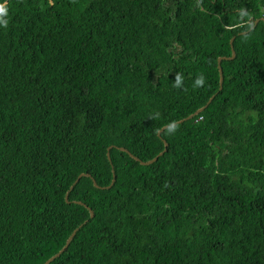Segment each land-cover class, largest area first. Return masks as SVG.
Instances as JSON below:
<instances>
[{
  "label": "trees",
  "instance_id": "16d2710c",
  "mask_svg": "<svg viewBox=\"0 0 264 264\" xmlns=\"http://www.w3.org/2000/svg\"><path fill=\"white\" fill-rule=\"evenodd\" d=\"M0 5V264H264V0Z\"/></svg>",
  "mask_w": 264,
  "mask_h": 264
},
{
  "label": "water",
  "instance_id": "95a60500",
  "mask_svg": "<svg viewBox=\"0 0 264 264\" xmlns=\"http://www.w3.org/2000/svg\"><path fill=\"white\" fill-rule=\"evenodd\" d=\"M258 22H259V20H255V21L253 22L252 27H250V30H252ZM245 33H246V32H244V33H242V34H245ZM232 43H233V39H231V56H230L229 58L221 57V58H218V60H217V63H218V72H219V89H221V87H222V83H223V75H222V69H221V67H220V63H221L222 60H232V59H234V57H235V51H234V48H233ZM213 97H214V96H213ZM213 97H211V98L208 100L207 104H206L204 107L200 108V109L197 110L194 114L188 116L187 118L178 121L176 124H179V123H181V122H183V121H185V120H189V119H191L194 115H196V114L202 112V111L207 107V105L212 101ZM166 128H167V127L165 126V127H163L160 131H158V136H159V137H160V135H161V132H162L163 130H165ZM162 142H163V144H164V149H163V151L160 152L156 157H154L153 159H151V160H149V161H147V162H143V161H141L140 159H138L137 157L133 156L130 152H128V151H127L126 149H124V148H118V149H119L120 151H123V152L127 153V154H128L133 160H135L136 162H138L140 165L145 166V165H150V164L154 163V162H155L160 156H162V155L166 152V149H167L168 144H167L164 140H162ZM111 148H113V147H109L108 150H107V155H106V156H107L108 161H110L109 150H110ZM82 177H90V175H88V174H80V175L77 177V179L74 181V183L72 184V186L70 187L69 191H71V190L73 189L74 185H75V184L79 181V179L82 178ZM92 183H93V186H94V187H96V188H100V187L96 184V182L94 181V179H92ZM113 183H114V180H112V182L110 183V185L107 186V187H105L104 189H109V188L113 185ZM69 191H68V193H69ZM68 193H67L66 196H65V201H66L67 203L69 202V201H68ZM76 203H77V204H80V205H83V204L80 203V202H76ZM85 207H86V206H85ZM86 208H87L88 211H89L90 218H93L94 214H93L92 210H90L88 207H86ZM86 223H87V221H85V222L82 223L80 226H78V227H77V228L71 233V235H70L69 238L67 239V241H66L65 245L63 246V248H62L58 253H56L54 256H52L51 258H49V259H48L46 262H44L43 264H49V263H51L52 261H54L56 258H58V257H59V256H60V255H61V254L67 249V247H68L69 244L71 243V241H72L73 237L75 236V234L77 233V231H78L83 225H85Z\"/></svg>",
  "mask_w": 264,
  "mask_h": 264
},
{
  "label": "clouds",
  "instance_id": "9594fccd",
  "mask_svg": "<svg viewBox=\"0 0 264 264\" xmlns=\"http://www.w3.org/2000/svg\"><path fill=\"white\" fill-rule=\"evenodd\" d=\"M7 16V11L6 9L0 5V26H7V20L5 17ZM183 75L181 73H177L174 77V87L180 88L183 84ZM205 78L203 75H200L197 77V79L194 81V84L196 87H202L204 85ZM150 118H156V117H150ZM167 131L169 133H172L176 130V122H172L168 124L167 126Z\"/></svg>",
  "mask_w": 264,
  "mask_h": 264
},
{
  "label": "rangeland",
  "instance_id": "374dc122",
  "mask_svg": "<svg viewBox=\"0 0 264 264\" xmlns=\"http://www.w3.org/2000/svg\"><path fill=\"white\" fill-rule=\"evenodd\" d=\"M43 9H38L37 13L42 12ZM21 23L25 26V27H29L31 25V18H24L21 20ZM47 33L48 36L52 37V28H49L48 26V22H44V20L40 21V23L37 24V26L35 27V29L33 30V32L31 33L28 41H26L24 44L26 47H29L33 41H34V37L43 35L44 33Z\"/></svg>",
  "mask_w": 264,
  "mask_h": 264
}]
</instances>
